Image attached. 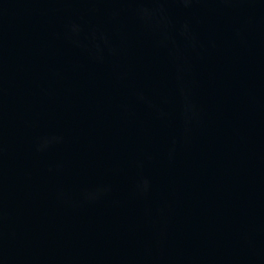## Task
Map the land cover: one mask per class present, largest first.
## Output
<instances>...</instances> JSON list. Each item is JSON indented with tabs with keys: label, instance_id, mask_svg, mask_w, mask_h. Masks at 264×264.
Masks as SVG:
<instances>
[{
	"label": "water",
	"instance_id": "95a60500",
	"mask_svg": "<svg viewBox=\"0 0 264 264\" xmlns=\"http://www.w3.org/2000/svg\"><path fill=\"white\" fill-rule=\"evenodd\" d=\"M0 264H264V0H0Z\"/></svg>",
	"mask_w": 264,
	"mask_h": 264
}]
</instances>
